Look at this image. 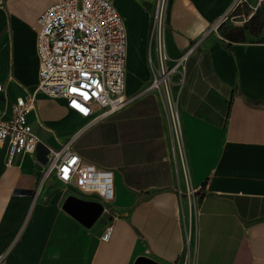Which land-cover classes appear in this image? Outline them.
I'll use <instances>...</instances> for the list:
<instances>
[{"label":"crops","instance_id":"1","mask_svg":"<svg viewBox=\"0 0 264 264\" xmlns=\"http://www.w3.org/2000/svg\"><path fill=\"white\" fill-rule=\"evenodd\" d=\"M54 1L0 0V108L7 116L12 101L36 89L38 17ZM112 2L126 28L125 92L132 101L85 127L88 119L64 100L38 93L27 117L48 145L74 137L83 159L112 168L114 198L108 204L84 196L54 176L37 192L45 147L8 163L0 146V264H135L141 256L160 264H264V39L211 35L240 0H167L170 55L198 40L174 106L171 92L143 91L154 72L156 0ZM172 108L189 184L201 186L190 201L174 151ZM71 195L96 200L103 211L87 224L64 208Z\"/></svg>","mask_w":264,"mask_h":264},{"label":"built area","instance_id":"2","mask_svg":"<svg viewBox=\"0 0 264 264\" xmlns=\"http://www.w3.org/2000/svg\"><path fill=\"white\" fill-rule=\"evenodd\" d=\"M166 2L156 0L152 10L149 62L154 72L143 91L164 89L168 95L175 85L176 75L182 74L180 77L184 80L187 60L198 40L182 54L170 55L166 42ZM233 7L212 29L225 20ZM36 52L39 60L36 89L12 101L10 115H6V108H0V146L6 147L7 162L11 163L18 154L35 153L42 144L46 159L37 192L54 176L64 185H74L84 196L97 195L110 204L115 194L113 169L83 159L74 149V137L59 147L48 145L34 130L27 114L35 108L38 93L64 100L69 110L88 119L85 127L129 104L134 96L125 92L127 33L124 20L112 0H55L38 17ZM4 89L0 82V93ZM172 136L190 201L199 194L201 186L189 184L182 129L180 123L177 125L174 109ZM178 190L182 193L181 188ZM109 232L103 237H108Z\"/></svg>","mask_w":264,"mask_h":264},{"label":"rangeland","instance_id":"3","mask_svg":"<svg viewBox=\"0 0 264 264\" xmlns=\"http://www.w3.org/2000/svg\"><path fill=\"white\" fill-rule=\"evenodd\" d=\"M240 29H244L245 38L250 40L264 39V0H240L237 7L211 32V35L215 36L216 33H219L225 36L229 31L238 33ZM187 71L188 65L186 66L185 77ZM180 76L182 74L174 77L175 85L171 89L174 106L186 83V79L184 78L185 81H182Z\"/></svg>","mask_w":264,"mask_h":264},{"label":"water","instance_id":"4","mask_svg":"<svg viewBox=\"0 0 264 264\" xmlns=\"http://www.w3.org/2000/svg\"><path fill=\"white\" fill-rule=\"evenodd\" d=\"M64 208L83 222L91 223L103 211L102 203L96 200L83 199L76 196L67 197ZM135 264H160L151 258L141 256Z\"/></svg>","mask_w":264,"mask_h":264},{"label":"trees","instance_id":"5","mask_svg":"<svg viewBox=\"0 0 264 264\" xmlns=\"http://www.w3.org/2000/svg\"><path fill=\"white\" fill-rule=\"evenodd\" d=\"M244 29H240L238 33L235 31H229L225 37H227L230 40H245V33L243 32Z\"/></svg>","mask_w":264,"mask_h":264},{"label":"bare ground","instance_id":"6","mask_svg":"<svg viewBox=\"0 0 264 264\" xmlns=\"http://www.w3.org/2000/svg\"><path fill=\"white\" fill-rule=\"evenodd\" d=\"M170 94V93H169ZM170 100H171V97H170ZM175 119H176V122H177V125H179L180 123V119H179V115L177 113V111H175ZM181 124V123H180Z\"/></svg>","mask_w":264,"mask_h":264}]
</instances>
